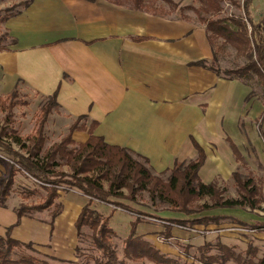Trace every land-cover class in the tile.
<instances>
[{"label": "crops", "instance_id": "obj_1", "mask_svg": "<svg viewBox=\"0 0 264 264\" xmlns=\"http://www.w3.org/2000/svg\"><path fill=\"white\" fill-rule=\"evenodd\" d=\"M251 14L264 30V0H253ZM6 25L12 43L0 49V94L18 85L40 95L56 93L68 117L88 116L86 122H96L94 134L146 156L155 173L177 160H196V141L206 153L202 181L234 174L239 161L232 144L243 148L231 137L237 129L231 131L232 121L256 103L248 101L252 89L244 81L199 64L214 57L199 19L122 0H31ZM89 135L80 129L73 138L85 142ZM3 163L0 177L7 173ZM208 164L221 169L207 171ZM59 198L63 210L55 217L51 212L46 228L23 216L12 235L43 244L46 254L70 258L77 244L63 242L78 231L89 198L75 190ZM17 219V212L0 206V234Z\"/></svg>", "mask_w": 264, "mask_h": 264}, {"label": "rangeland", "instance_id": "obj_2", "mask_svg": "<svg viewBox=\"0 0 264 264\" xmlns=\"http://www.w3.org/2000/svg\"><path fill=\"white\" fill-rule=\"evenodd\" d=\"M28 1L0 0V44H8L12 41L6 25L7 18L11 14L23 10ZM122 1L135 4L133 0ZM175 1H180V3ZM244 1L224 0L221 3L222 12L220 15L223 17L244 16ZM143 3L146 7L145 9L158 13L191 15L193 18L199 19L194 10V7L199 6V0H173L174 4L164 0H143ZM222 42V39L215 41L219 64L222 68H235L246 64L247 59L244 55L239 54L236 49L229 45L223 47ZM252 75L251 83L253 85L254 96L251 100L256 104L251 109L249 108L246 116H243V118H240V115L238 116L237 121H235L237 125L233 121V126L231 125V131H233V127L237 126L231 137L243 148L241 152L244 162L239 161L235 169V172H237L236 176L233 173L230 175L220 173L216 176L215 183L220 191V198L240 200L246 194L254 200L255 207H251L248 202L243 207L216 208L215 204L218 199L215 197L191 198L188 195L181 196L174 194L172 196L177 202L171 203L164 201L157 193L155 198H152L148 191L141 190L136 191L135 201L123 198L124 202L131 208L138 210V213L128 212L115 204L94 200L92 204L93 209L98 210L104 216L111 214L110 226L115 231V234L110 237V242L117 246L121 259L126 260L130 264H156L147 256L132 259L126 256L125 239L130 235L131 221L135 217L140 220L137 226V235L149 241L154 245L155 249L165 256H169L181 263L187 261L189 263L198 262L200 264L197 259H203L206 255L219 256L224 252L227 253L226 248L220 249L217 246L219 243L230 247L236 256L240 254L243 257H248L251 248L256 249L258 257L264 254V227L256 229L249 224L264 221V79L259 77L255 72ZM15 90V94H9L5 109L0 108V127L16 131L25 139L26 144L31 146L32 143L28 138L36 135L43 115L42 109L50 103L51 96L29 91L21 85H18ZM2 96L7 97L8 95ZM75 119L68 117L59 106H52L44 128V136L46 138L45 148H51L53 145L64 140L68 136L70 126L76 121ZM81 122L85 121L82 120ZM84 124L88 127L90 123L85 122ZM75 141L79 143V140ZM242 141L245 144H242ZM13 147L24 154L28 152L27 148L22 149L16 143H13ZM138 159L144 163L142 159ZM0 160L2 163L4 162L3 164L8 170V165L11 162L9 157L0 154ZM191 161L194 160L185 159L179 161V164L184 167ZM214 165L208 164L207 171L209 169H221L219 166ZM54 169L56 171L72 172L71 168L65 164L56 166ZM204 172H206V168ZM154 174L161 176L163 180H168L171 170L166 173L154 172ZM250 178L252 180L251 185L245 191L241 184ZM44 185L19 171L15 176L13 185L9 189V195L5 199L7 203L5 207L13 209L15 212H17V208L20 206L30 209L32 212L25 215V217L30 218L29 224L35 223L46 228L47 224L45 223L48 222L49 224L52 218L51 212L55 210V205L53 204L42 212L36 209V206L45 203L50 197L51 191L55 188H58L60 196L72 190L81 192L76 189H70L69 186L64 184L61 186ZM106 187H108L107 184ZM254 188L255 190H253ZM123 191L126 197L130 196L129 189L125 188ZM61 200V198H57L56 202H60ZM181 209L192 210L196 213L188 217L184 213L179 212ZM216 214L227 215L214 220L213 215ZM171 217L181 218V220H174ZM195 217H199V219H189ZM236 218H240L248 223H241ZM25 228H29V225ZM66 233L69 236V232ZM76 233L75 235L71 233V238L67 237L63 242L67 245L75 243L79 246L78 250L76 248L77 252L70 258H57L46 254V247L36 241H34L36 245L33 244L31 248L22 247L21 249L25 254L34 257L40 264L42 262V264H98L99 260L97 258H100L102 251L94 241V231L88 225H85L81 227L80 235H78V231ZM0 235L4 236L6 233ZM24 237L29 238L31 236ZM226 264H239V262L231 259Z\"/></svg>", "mask_w": 264, "mask_h": 264}, {"label": "trees", "instance_id": "obj_3", "mask_svg": "<svg viewBox=\"0 0 264 264\" xmlns=\"http://www.w3.org/2000/svg\"><path fill=\"white\" fill-rule=\"evenodd\" d=\"M133 1L137 8H146L143 0ZM164 1L173 3V0ZM223 1L199 0V6L194 7L199 20L206 25L209 39L214 48V57L212 60H201L199 64L219 75L238 78L244 81L252 89L248 97L251 100L254 96L253 85L251 83V79L253 78L252 73L255 72L259 77L264 79V30L259 23L253 20L251 14L253 0L244 1V16L229 17L220 15L222 12L221 3ZM30 2L31 0L25 6H28ZM19 12L17 11L11 14L7 20ZM218 39L223 40V47L229 45L236 49L239 54L244 55L247 59L246 64L235 68H222L219 64L218 50L215 47V41ZM11 43L0 44V49H7ZM15 91L12 93L15 94ZM10 95L4 97L0 94V108L5 109L7 99ZM55 105L59 106L56 93L51 96L50 103L42 109L43 115L36 135L28 138L32 143L31 146H28L25 139L16 131L9 130L6 127H0V154L9 157L11 160L6 176L0 178V206H7L5 199L8 197L9 189L13 185L15 176L19 171L43 185L61 186L64 184L69 186L70 189L80 191L89 200L82 208L76 221L78 235H80L81 227L85 225H88L94 231V241L102 251L100 258H97L99 260L98 264L130 263L119 257L117 246L110 242V237L115 234V231L110 226L111 214L104 216L98 210L93 209L92 204L94 200L115 204L128 212L138 213V210L128 206L123 198H129L135 201L136 191L141 190L148 191L152 198H155L157 193L164 201L171 203L177 202L172 196L174 194L181 196L188 195L191 198L215 197L218 199L215 204L216 208L243 207L248 202L251 207H255V202L251 196L244 194L240 200L223 199L220 198L221 194L215 182L206 183L201 180L199 171L205 163L206 153L196 141H194V145L199 151L198 158L184 167L177 160L173 168L163 171V173H166L171 170V175L168 177V180H163L161 176L154 174V171L149 165V159L146 156L134 152L127 147L110 144L103 136L94 134L92 130L96 122H91L87 127L84 124L88 119L86 115L76 119L70 126L68 136L64 140L53 145L51 148H45L46 138L44 136V128L49 117L50 109ZM82 120L85 122H81ZM80 129H88L90 135L85 142L78 143L74 140L73 133ZM13 143H16L22 149L27 148V154L16 150L13 147ZM232 147L237 160L244 162V157L240 149L234 143ZM138 158L142 159L144 163ZM62 164L68 165L72 172L68 173L54 169L56 166ZM236 174L237 172H234L235 176ZM251 182L252 180L250 178L242 183L243 190L247 191ZM106 184L108 187H106ZM125 188L130 190L131 194L129 197H126L123 191ZM59 197L60 192L58 188L53 189L46 202L40 206H36V209L43 211L54 204L55 210L52 211V214L54 217L57 216L62 211V204L56 202V199ZM30 212H32L30 209L22 206L18 207L17 222L8 228L6 235H0V264H40L34 257L25 254L21 249L22 247L31 248L34 243L24 242L12 235L13 228L21 222L23 216ZM179 212L184 213L188 217L196 213L192 210L187 211L185 209H181ZM226 215L216 214L213 215V219L217 220L219 217ZM171 218L181 220V218ZM189 219H199V217ZM236 219L241 223H248L240 218ZM139 223L140 220L137 217L131 221L130 235L125 239V251L128 258L147 256L156 264H198V262L189 263L187 261L181 263L169 256H165L159 250L155 249L154 245L149 241L137 235V226ZM249 224L256 229L264 227V221ZM217 246L220 249L226 248L227 253L224 252L219 256L206 255L203 259H197L199 263L226 264L229 260L234 259L239 264H264V254L258 257L256 249L251 248L249 256L243 257L240 254L236 256L235 252L225 244L219 243ZM78 247L77 250L79 249ZM97 259L95 258L96 261Z\"/></svg>", "mask_w": 264, "mask_h": 264}]
</instances>
